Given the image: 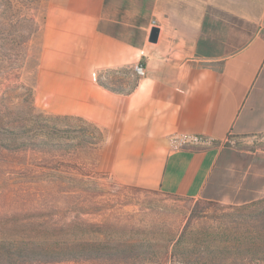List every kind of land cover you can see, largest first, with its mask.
Listing matches in <instances>:
<instances>
[{
	"label": "crops",
	"instance_id": "1",
	"mask_svg": "<svg viewBox=\"0 0 264 264\" xmlns=\"http://www.w3.org/2000/svg\"><path fill=\"white\" fill-rule=\"evenodd\" d=\"M46 4L35 96L48 113L104 135L105 170L193 200L264 197V0ZM175 133L216 145L172 151ZM229 133L234 148L220 146Z\"/></svg>",
	"mask_w": 264,
	"mask_h": 264
},
{
	"label": "rangeland",
	"instance_id": "2",
	"mask_svg": "<svg viewBox=\"0 0 264 264\" xmlns=\"http://www.w3.org/2000/svg\"><path fill=\"white\" fill-rule=\"evenodd\" d=\"M48 11L46 0H0V264H91L76 255L91 248L111 249L115 264H264V197L127 186L105 170L97 128L48 113L34 91ZM41 253L55 261L35 262Z\"/></svg>",
	"mask_w": 264,
	"mask_h": 264
},
{
	"label": "built area",
	"instance_id": "3",
	"mask_svg": "<svg viewBox=\"0 0 264 264\" xmlns=\"http://www.w3.org/2000/svg\"><path fill=\"white\" fill-rule=\"evenodd\" d=\"M154 24V21L152 22ZM134 72L138 77L144 76V68L141 65L134 66ZM254 139H259L257 136H251L250 142H253ZM169 145L172 151H178L184 148H193V147H214L216 145L215 141L208 136L204 135H195V134H172L169 137ZM239 144V140L232 135V133L227 134L225 139L221 142L220 146L234 148Z\"/></svg>",
	"mask_w": 264,
	"mask_h": 264
},
{
	"label": "trees",
	"instance_id": "4",
	"mask_svg": "<svg viewBox=\"0 0 264 264\" xmlns=\"http://www.w3.org/2000/svg\"><path fill=\"white\" fill-rule=\"evenodd\" d=\"M52 254H48L46 256L45 254L41 253V256L37 259H35V262L41 263V262H54L55 258L51 257ZM81 255L79 257L80 262H89L91 264H115L116 261L114 259H111L112 256L116 255L114 252H111V249H102V248H91L89 250H83L79 252ZM73 258H77L78 256H71ZM5 263H11L10 260H4Z\"/></svg>",
	"mask_w": 264,
	"mask_h": 264
}]
</instances>
